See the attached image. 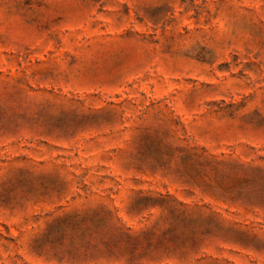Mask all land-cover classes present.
<instances>
[{
    "label": "rangeland",
    "instance_id": "obj_1",
    "mask_svg": "<svg viewBox=\"0 0 264 264\" xmlns=\"http://www.w3.org/2000/svg\"><path fill=\"white\" fill-rule=\"evenodd\" d=\"M0 264H264V0H0Z\"/></svg>",
    "mask_w": 264,
    "mask_h": 264
}]
</instances>
